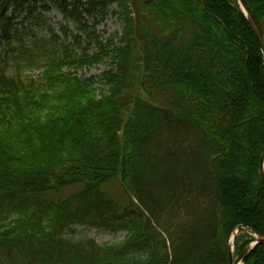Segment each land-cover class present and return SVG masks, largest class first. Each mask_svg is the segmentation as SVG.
<instances>
[{
	"label": "trees",
	"instance_id": "obj_1",
	"mask_svg": "<svg viewBox=\"0 0 264 264\" xmlns=\"http://www.w3.org/2000/svg\"><path fill=\"white\" fill-rule=\"evenodd\" d=\"M46 2L76 20L95 56L63 46L59 57L28 19L17 24L12 9ZM247 3L264 33V0ZM113 6L123 36L104 45L86 17ZM1 44L0 264H231L238 227L236 256L250 233L264 238V54L237 0H0ZM106 60L103 88L65 72ZM184 148L190 156L157 178L172 179L149 183L158 153ZM115 183L125 202L106 191ZM149 188L170 197L166 214L149 207ZM184 199L190 222L174 213ZM166 215L182 225L164 230ZM76 225L128 238L117 249L70 242ZM245 264H264V244Z\"/></svg>",
	"mask_w": 264,
	"mask_h": 264
},
{
	"label": "rangeland",
	"instance_id": "obj_2",
	"mask_svg": "<svg viewBox=\"0 0 264 264\" xmlns=\"http://www.w3.org/2000/svg\"><path fill=\"white\" fill-rule=\"evenodd\" d=\"M43 7H48L49 10H45ZM12 15L16 17L17 24L19 25L22 22H26V19H28L26 26L31 27H29V30H31L39 39L47 43L45 48L50 50L55 48L59 57H62L63 55V46H70V49L76 58L81 56L84 53V50H86L90 56H95L99 52L97 45L91 41L83 31L80 30L76 20L66 17L59 9H56L52 2L38 4L34 13L31 15L28 14L27 11H20L18 9H12ZM36 18H40V24L36 23ZM86 23L89 28L96 31L97 37L103 42L104 45L109 42H113L115 44L120 43V40L123 36L124 23L118 15V8L116 6L111 7L109 13L105 17L100 16L95 18L87 16ZM63 28H66L67 30V37L64 35ZM52 32H54L56 36L60 37L57 43L51 37ZM75 38L80 40L79 42L81 46L74 44ZM26 40L28 44H30L33 41V37L29 35L26 37ZM45 48L43 47V49ZM2 49L3 46L1 44L0 51ZM112 68L113 65L111 62L106 60L104 63L99 65L89 66L83 69L72 68L65 70V72L73 73L79 78L96 77L99 82L98 86L103 88V83L101 82L102 75ZM10 72H12V70ZM43 72L44 69L27 66L23 67V74L25 76L37 78L42 76ZM183 150L186 151L181 152L178 149H174L173 152H166L165 150L159 152L158 155L160 156L161 160L155 163L154 166H156V168L154 167V171L149 179V183H155L157 181V183L163 184L165 181L167 182V180L169 182L172 179V174L171 177L166 179L160 178L159 180L157 179L158 175L160 174V171L164 172V174H167V172L170 174V172H172V165L167 166L166 162L170 161L176 165L180 163L179 159L183 157L188 158L190 156L191 153L189 149L184 148ZM149 189L144 193V198L146 202H148L149 207L157 213L164 212L163 210L166 207V201L170 197L161 196V194L158 193L156 189ZM76 191L77 189L67 190L63 193V196H68ZM106 191L112 198L118 199L120 203L127 200L123 195V190L119 183H115L112 186L110 185V187L106 188ZM150 197L153 198L151 199ZM154 199H159L158 203H154ZM179 204H186L188 212L183 211L180 205H176L174 213L178 215V217L182 218V220L187 219L186 217L189 215L190 222V220L193 219V216L190 217V214H193L191 210L194 209V203H186V199H184ZM163 214H166V212ZM178 217L174 219L166 215L162 218L161 228L164 230L167 229L170 232L176 230V226L182 225L181 223L183 222L181 219L178 220ZM73 230V233H69L67 235V239L70 242L93 240L100 247H111L117 249L121 247L128 238V233L126 232H111L105 229L83 225H76L73 227ZM158 230L160 229L158 228Z\"/></svg>",
	"mask_w": 264,
	"mask_h": 264
},
{
	"label": "water",
	"instance_id": "obj_3",
	"mask_svg": "<svg viewBox=\"0 0 264 264\" xmlns=\"http://www.w3.org/2000/svg\"><path fill=\"white\" fill-rule=\"evenodd\" d=\"M238 4L242 10V12L245 14V16L248 19V22L256 36V39L260 45V48L264 54V33L262 31V28L260 27V24L258 23V21L256 20V18L254 17L248 3L247 0H238ZM260 176L261 179L263 181L264 184V153L261 157V161H260ZM242 229V227H238L236 229V231L234 232V240L232 241V244L230 246V263L231 264H245L246 259L251 255V253L256 249V247L260 244H264V238H261L255 234H253V236L255 237V242H253L252 244H250L248 247H246L244 249V251L241 253L240 256L235 257L234 255V242L235 239L238 235L239 230Z\"/></svg>",
	"mask_w": 264,
	"mask_h": 264
},
{
	"label": "bare ground",
	"instance_id": "obj_4",
	"mask_svg": "<svg viewBox=\"0 0 264 264\" xmlns=\"http://www.w3.org/2000/svg\"><path fill=\"white\" fill-rule=\"evenodd\" d=\"M234 240V234H233V236H232V238H231V241H233Z\"/></svg>",
	"mask_w": 264,
	"mask_h": 264
}]
</instances>
